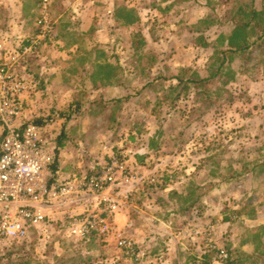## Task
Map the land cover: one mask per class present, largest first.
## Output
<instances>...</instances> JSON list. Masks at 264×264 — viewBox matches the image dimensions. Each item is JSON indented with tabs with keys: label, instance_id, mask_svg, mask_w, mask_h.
Instances as JSON below:
<instances>
[{
	"label": "rangeland",
	"instance_id": "374dc122",
	"mask_svg": "<svg viewBox=\"0 0 264 264\" xmlns=\"http://www.w3.org/2000/svg\"><path fill=\"white\" fill-rule=\"evenodd\" d=\"M171 2L157 15L123 12L133 26L113 23L99 37L94 29L85 35L89 41L75 49V58L94 60L88 84L102 92L76 113L55 108V81H45L63 68L52 54L40 58L54 46L55 31L25 60L26 118L43 121L54 146L62 138L55 181L98 176L113 158L125 162L123 184L109 195L119 203L116 222L128 213L125 227L117 225L136 254L121 249L115 236L70 237V212L52 205L51 221L24 244L5 246L0 264H223L222 252L241 264H264V43L249 63L236 55L222 65L221 34L232 30L224 24L229 0H185L184 10L183 1ZM257 4L264 10V0ZM9 19L0 16V28ZM83 68L74 62L65 70ZM219 69L207 85L173 89L179 84L173 76L199 80ZM79 83L74 77L63 85ZM160 130L161 149L148 150ZM127 173L135 180L126 183ZM84 204L75 206V215ZM104 206L95 199L89 205L95 212Z\"/></svg>",
	"mask_w": 264,
	"mask_h": 264
},
{
	"label": "built area",
	"instance_id": "2783aa9c",
	"mask_svg": "<svg viewBox=\"0 0 264 264\" xmlns=\"http://www.w3.org/2000/svg\"><path fill=\"white\" fill-rule=\"evenodd\" d=\"M36 23V32L26 39L0 33V252L8 244H24L33 230L48 224V207L56 205L70 212V237L115 236L121 249L136 254L115 221L119 203L109 195L123 184L118 181L125 175V162L113 158L98 176L51 183L57 147L47 139L44 125L26 118L30 89L25 66L28 56L52 40L49 0H42ZM135 178L127 173L124 180ZM94 199L105 204L99 212L89 207ZM83 200L87 209L77 216L75 206ZM227 257L222 252L219 258Z\"/></svg>",
	"mask_w": 264,
	"mask_h": 264
},
{
	"label": "crops",
	"instance_id": "0c3cea01",
	"mask_svg": "<svg viewBox=\"0 0 264 264\" xmlns=\"http://www.w3.org/2000/svg\"><path fill=\"white\" fill-rule=\"evenodd\" d=\"M152 1L153 6H150L149 0H49V13L55 26V44L54 46L52 45L53 47H51V49L49 48V51H45L42 55L43 57L40 58H50L52 54V57H55L52 58L53 62L59 59L63 65V68L60 69L61 73L57 71L55 74L46 75L45 79V81H49L51 78L55 81L51 89L55 97L58 98L57 101H61L59 104L57 102L55 105L57 110L63 111L65 108H68L72 111L75 107L76 113L77 109H86L90 105V99H94L97 95L101 97V94L98 93H101L102 90L95 88L94 85L92 87L88 84V82L93 80L88 65L94 64V60L90 58H75V49H80L82 47L81 43L89 41L85 35L92 33L94 29V34L99 37V35L103 34L105 31H112L111 25H113V23L119 25L120 28L123 25H128L129 27L133 26L132 23H127L123 20L121 17L123 12L131 11L142 17L144 11H148L152 13V15H157L155 13H158V10L172 8V6H168V4L164 6V8L161 7L162 3H170L171 0ZM172 1L173 3L174 1H183L182 9H185V0ZM41 6L42 0H0L1 18H11L8 21L4 20V23L6 22L9 26L6 25L1 27L0 33H6L10 36L20 37L21 39L29 38L37 30L36 21L41 13ZM198 13L199 12L194 11L195 15ZM74 62L85 66L81 73L74 74L70 71L66 72L67 70L65 69L67 66H69V64H74ZM74 77L75 82L80 81V83L74 86L71 84L70 86L66 85L64 87L63 84L66 83L67 79L72 81ZM101 79L104 80L105 78L103 77ZM85 98H87V100H85ZM64 99L71 100L63 102L62 100ZM69 118H71V116ZM61 139L62 138L59 139L60 143L56 145V150L58 151H61ZM60 153L61 152L58 153L55 177L61 173ZM79 168H81V165L77 163L75 159V173ZM75 178L83 179V177ZM58 182H56L55 179L51 181V183ZM127 216V212L119 214L117 222H119L118 224L120 227H125L126 220H128Z\"/></svg>",
	"mask_w": 264,
	"mask_h": 264
},
{
	"label": "trees",
	"instance_id": "16d2710c",
	"mask_svg": "<svg viewBox=\"0 0 264 264\" xmlns=\"http://www.w3.org/2000/svg\"><path fill=\"white\" fill-rule=\"evenodd\" d=\"M234 1L236 4L240 5L237 8L234 6ZM258 1L260 0H229L225 7H228L227 15L229 18L224 24L232 27V30L227 35L221 34V40L226 46V50L219 51L222 55V65L225 64L227 58L232 56H243L247 59V63L253 59V53L256 49L263 48L261 45L264 43V10L260 9L258 6ZM256 40H252L251 38ZM264 52V51H263ZM246 64L242 68L246 71ZM220 73V69L215 72V74L209 77H201L199 80L187 79L181 75L173 76L172 81L176 80L178 85L173 84V89L177 90L179 85L184 84V88L188 89L187 86L190 83L195 85H207L214 80V76ZM182 86V85H181ZM117 102H123V98H120ZM37 124L43 125V121L36 122ZM165 133L163 131H158L153 138L149 140V149L155 151L161 149V137ZM60 151L56 150V157L54 164L52 165V177L51 181L55 179L56 164L58 162V153ZM239 213V212H238ZM228 220V219H227ZM90 238H94L91 236ZM89 238V239H90ZM27 242V241H26ZM223 264H241L239 259L233 258L232 256L223 260Z\"/></svg>",
	"mask_w": 264,
	"mask_h": 264
}]
</instances>
